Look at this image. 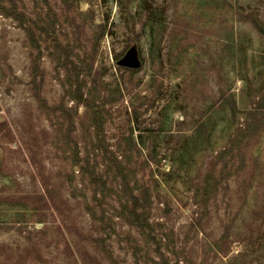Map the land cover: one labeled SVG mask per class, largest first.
Instances as JSON below:
<instances>
[{"label": "rangeland", "instance_id": "1", "mask_svg": "<svg viewBox=\"0 0 264 264\" xmlns=\"http://www.w3.org/2000/svg\"><path fill=\"white\" fill-rule=\"evenodd\" d=\"M0 264H264V0H0Z\"/></svg>", "mask_w": 264, "mask_h": 264}, {"label": "trees", "instance_id": "2", "mask_svg": "<svg viewBox=\"0 0 264 264\" xmlns=\"http://www.w3.org/2000/svg\"><path fill=\"white\" fill-rule=\"evenodd\" d=\"M80 91H81V89H80ZM77 99L79 101H83L84 100V93L81 92L79 97H77ZM84 101H85L84 102L85 104L89 105V102H87L86 100H84ZM100 115H101V109L93 110V115H92L93 117L92 118L94 119L93 120L94 123L96 125L98 124V126H100V124H99L100 121L98 120ZM94 148L95 149H102L100 143L99 144H95ZM114 161L117 164V169L122 172V170L124 169V167L122 166V162L119 161L116 157L114 158ZM133 197H134V203L135 204L133 203V205H131V208H130V219H132V220L135 219L134 221H137L138 223H140V219L143 217V214L141 213V211L138 210L139 209V205L138 204H139L140 198L138 196H136V195H133ZM140 226L144 227L143 225H140Z\"/></svg>", "mask_w": 264, "mask_h": 264}, {"label": "water", "instance_id": "3", "mask_svg": "<svg viewBox=\"0 0 264 264\" xmlns=\"http://www.w3.org/2000/svg\"><path fill=\"white\" fill-rule=\"evenodd\" d=\"M135 59L134 58H128L127 60H126V64H128V65H134L135 64Z\"/></svg>", "mask_w": 264, "mask_h": 264}]
</instances>
